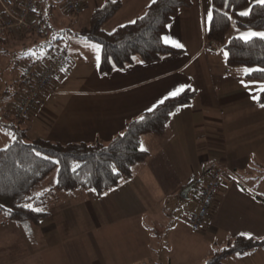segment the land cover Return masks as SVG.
<instances>
[{"label": "crops", "instance_id": "obj_1", "mask_svg": "<svg viewBox=\"0 0 264 264\" xmlns=\"http://www.w3.org/2000/svg\"><path fill=\"white\" fill-rule=\"evenodd\" d=\"M35 1L38 12L63 28L54 0ZM104 1L81 0L80 12L67 24H80L79 29L88 25ZM121 1L104 31L135 21L153 2ZM191 2L163 35L183 44V53L159 61L136 56L127 67L101 74L100 50H92L95 43L74 36L62 40L58 54L71 56L69 68L56 75L55 93H45L20 120L16 107L25 95L23 71L40 70L42 60L56 55L39 53L31 60L27 48H42L34 32H0V60L7 56L10 61L17 52L27 60L18 61L15 90L0 94V113L7 123L27 128L28 135L32 131L33 138L107 143L128 120L172 93L187 87L198 91L173 113L163 135H143L141 146L149 155L118 187L103 195L94 190L60 192L50 215L32 227V241L16 222L1 224L0 264H203L231 238L264 237V103L258 99L264 81L250 77L249 67L230 66L223 45L208 40L212 0ZM3 19L0 3V24ZM4 122L0 117V148L11 141ZM218 165L231 173L223 177L209 216L195 231L189 217L198 208L206 181L199 190L198 184ZM188 185L193 187L183 197ZM223 264H264V247L232 255Z\"/></svg>", "mask_w": 264, "mask_h": 264}, {"label": "trees", "instance_id": "obj_2", "mask_svg": "<svg viewBox=\"0 0 264 264\" xmlns=\"http://www.w3.org/2000/svg\"><path fill=\"white\" fill-rule=\"evenodd\" d=\"M249 2L212 0L213 19L209 24L208 40L223 45L230 66H247L251 68L250 77L264 81V39L253 37L245 41L238 36L227 39L234 16L240 26L264 31V5L254 3L249 15H239ZM191 4V0H156L134 23L121 25L110 33L103 30V25L121 8V0H105L93 10L89 24L77 31L58 28L49 14L37 12L44 28L39 35V44L51 49L54 42L71 36L93 42L100 46L101 74L127 67L136 56L145 62L159 61L166 55L183 53V49L168 45L161 38L179 10ZM197 93L196 88L187 87L165 98L154 108L128 120L124 129L107 143L64 144L43 137L29 139L27 128L19 123H3L11 141L0 148V225L14 221L23 227L32 241V227L50 215L49 206L60 192L94 190L103 195L118 187L124 178L133 175L134 166L149 155L141 146L143 135H163L173 113L191 102ZM258 99L264 103V88ZM54 170L55 184L38 191L39 185ZM259 247H264V237L239 235L227 240L203 264H223L232 255Z\"/></svg>", "mask_w": 264, "mask_h": 264}, {"label": "built area", "instance_id": "obj_3", "mask_svg": "<svg viewBox=\"0 0 264 264\" xmlns=\"http://www.w3.org/2000/svg\"><path fill=\"white\" fill-rule=\"evenodd\" d=\"M65 1L70 11L78 12L81 10V0ZM0 3L4 14L3 22L0 24V32L15 30L22 33L36 32L38 34L44 31L38 20V3L35 0H24L21 2L0 0ZM71 62V56L63 52L51 58L40 70L27 67L23 71L20 82V84L24 85L25 95L16 107V115L23 117L31 114L45 93H55L53 86L56 81V75L68 69ZM229 172L230 170L226 165H218L211 170L210 179L202 189L198 208L189 217L193 230H199L209 216L215 194L221 186L223 177Z\"/></svg>", "mask_w": 264, "mask_h": 264}, {"label": "rangeland", "instance_id": "obj_4", "mask_svg": "<svg viewBox=\"0 0 264 264\" xmlns=\"http://www.w3.org/2000/svg\"><path fill=\"white\" fill-rule=\"evenodd\" d=\"M53 4H54L53 9L56 10L59 21L62 23L63 28L69 27L71 29H79L80 24H78V25L72 24L69 26L67 24V22L70 21L71 19H74L75 15H77L80 11H78V12L70 11L67 7L65 0H54ZM252 4L253 3L250 0L249 4L245 8H243L240 12L250 10V7ZM248 32H264V31L254 29V28L242 27L236 22V17L234 16L232 18L231 27L227 33V38L229 39V38L234 37V36L241 37L242 33H248ZM40 34H41V32L38 34L35 32L33 33V35H36L37 40H39ZM64 44L65 43L62 40H58V41L54 42L53 47L51 49L50 48H41V50L35 51L36 49L33 48L32 46H29L27 49L29 50V52L32 55L31 60H33L32 57H34V56L37 57L39 53L41 55L48 54V57L50 58V57L57 55L62 50V47L64 46ZM92 50H97V49L93 46ZM95 52L97 54V51H95ZM1 53L2 52H0V56H1ZM4 58H6V59H4ZM23 58L24 57H23V55L20 54V52H17L12 57L10 56V59H11L10 61L9 60L7 61V56L1 58V60H0V71L3 74L0 75V94L4 93V91L8 90V89H10V91L15 90L16 78L20 77L19 75L21 73V67L18 66V61H21V59H22V61H24V60L27 61L26 59H23ZM8 59H9V57H8ZM45 63H46V60L45 61L42 60V62H40L39 65L42 66V65H45ZM60 77H59V81L57 82V84H61V82L63 80V78H60ZM65 77L67 78V76H65ZM26 116H23V117H26ZM0 117H1V119H3V121H5L4 123H7L5 120L6 118L3 116L2 113H0ZM18 118H22V117L17 116V119ZM15 124H17V123H15ZM8 136L11 139V136L10 135H8ZM33 137H34V134L31 131L28 138L32 139ZM0 147H2V146H0ZM209 179H210V176H208V174H207V178L201 179L202 182L198 184L197 190H199L202 187V184L205 181L207 182ZM55 182H56V170H54L47 178H45V180H43V182L38 187V191L49 189L50 187H52L55 184ZM51 204L49 206V210H52ZM203 253H205L204 249H203Z\"/></svg>", "mask_w": 264, "mask_h": 264}, {"label": "snow or ice", "instance_id": "obj_5", "mask_svg": "<svg viewBox=\"0 0 264 264\" xmlns=\"http://www.w3.org/2000/svg\"><path fill=\"white\" fill-rule=\"evenodd\" d=\"M156 0H153V3H155ZM257 3L261 4V5H264V0H256ZM250 14V10H246V11H243V12H240L239 15L241 16H247ZM213 19V14L211 12L208 13V20L211 21ZM134 23V21H133ZM253 37H259L261 39H264V32H248V33H242L241 34V39L245 40V41H248L250 39H252ZM164 43L166 44H171L172 46L176 47V48H183L184 45L175 41V40H172L170 37L168 36H164L161 38ZM95 48L99 49V45H94ZM225 55H228V53H225ZM99 58V57H98ZM182 91V89L180 90ZM172 95H176V93H172ZM262 107H264V104L261 105ZM141 119H143V117H141ZM26 207H31V205H26ZM37 211H42V209H35ZM243 235V234H242Z\"/></svg>", "mask_w": 264, "mask_h": 264}, {"label": "water", "instance_id": "obj_6", "mask_svg": "<svg viewBox=\"0 0 264 264\" xmlns=\"http://www.w3.org/2000/svg\"><path fill=\"white\" fill-rule=\"evenodd\" d=\"M193 185H188L185 188H183V190L181 191V195L183 197H187L188 192L192 189Z\"/></svg>", "mask_w": 264, "mask_h": 264}]
</instances>
